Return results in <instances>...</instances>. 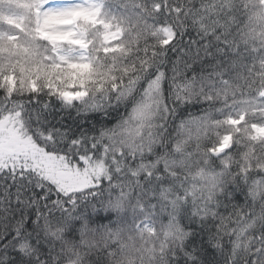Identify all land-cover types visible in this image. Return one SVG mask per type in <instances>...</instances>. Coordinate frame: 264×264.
Returning a JSON list of instances; mask_svg holds the SVG:
<instances>
[{"label":"snow or ice","instance_id":"6c2138e0","mask_svg":"<svg viewBox=\"0 0 264 264\" xmlns=\"http://www.w3.org/2000/svg\"><path fill=\"white\" fill-rule=\"evenodd\" d=\"M0 264H264V0H0Z\"/></svg>","mask_w":264,"mask_h":264}]
</instances>
